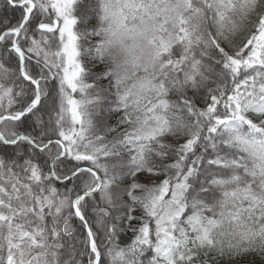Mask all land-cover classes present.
I'll return each mask as SVG.
<instances>
[{
  "label": "snow or ice",
  "instance_id": "obj_1",
  "mask_svg": "<svg viewBox=\"0 0 264 264\" xmlns=\"http://www.w3.org/2000/svg\"><path fill=\"white\" fill-rule=\"evenodd\" d=\"M0 264H264V0H0Z\"/></svg>",
  "mask_w": 264,
  "mask_h": 264
}]
</instances>
